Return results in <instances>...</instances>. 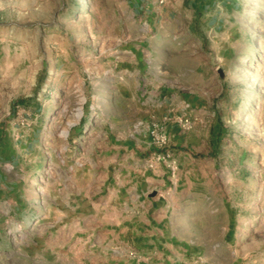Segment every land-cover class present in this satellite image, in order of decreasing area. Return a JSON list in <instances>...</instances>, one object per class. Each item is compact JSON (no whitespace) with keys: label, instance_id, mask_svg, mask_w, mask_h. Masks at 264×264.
<instances>
[{"label":"rangeland","instance_id":"1","mask_svg":"<svg viewBox=\"0 0 264 264\" xmlns=\"http://www.w3.org/2000/svg\"><path fill=\"white\" fill-rule=\"evenodd\" d=\"M146 2L0 0V264H264V0Z\"/></svg>","mask_w":264,"mask_h":264},{"label":"crops","instance_id":"2","mask_svg":"<svg viewBox=\"0 0 264 264\" xmlns=\"http://www.w3.org/2000/svg\"><path fill=\"white\" fill-rule=\"evenodd\" d=\"M146 1H147V0H129V2H130V6L132 7V10L139 9V7H141L142 5H144V7H145L147 10H149V9H150L149 7L153 6V4H152V2H150V4H149V3H147ZM154 2H155V0H154ZM171 8H172V5L168 4V5L165 7L164 10H166L167 12H170V11H171ZM152 14H153V18H152V20H153L154 18H156L157 15H156V13H155V14L152 13Z\"/></svg>","mask_w":264,"mask_h":264},{"label":"built area","instance_id":"3","mask_svg":"<svg viewBox=\"0 0 264 264\" xmlns=\"http://www.w3.org/2000/svg\"><path fill=\"white\" fill-rule=\"evenodd\" d=\"M169 0H157L160 6H164Z\"/></svg>","mask_w":264,"mask_h":264},{"label":"bare ground","instance_id":"4","mask_svg":"<svg viewBox=\"0 0 264 264\" xmlns=\"http://www.w3.org/2000/svg\"><path fill=\"white\" fill-rule=\"evenodd\" d=\"M79 113H80V115H81V111H80Z\"/></svg>","mask_w":264,"mask_h":264}]
</instances>
